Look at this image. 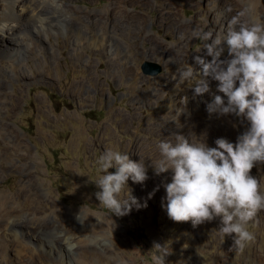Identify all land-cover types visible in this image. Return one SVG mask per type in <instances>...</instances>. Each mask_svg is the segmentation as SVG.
Returning a JSON list of instances; mask_svg holds the SVG:
<instances>
[{"label":"rangeland","instance_id":"rangeland-1","mask_svg":"<svg viewBox=\"0 0 264 264\" xmlns=\"http://www.w3.org/2000/svg\"><path fill=\"white\" fill-rule=\"evenodd\" d=\"M58 1L66 25L51 20L53 27L39 31L26 25L22 55L15 60L0 50V196L16 199L12 210L23 216V228L34 222L29 211L36 204L33 191L50 205L45 214L52 223L76 239L81 264H151L155 244L168 246L166 264H264V211L249 224L255 239L243 251L230 249L231 239L222 240L217 230L218 219L193 227L168 217L163 185L172 173L156 175L152 167L160 158L159 142H175L177 133L215 147L217 138L235 143L247 130V122L234 115L207 112L213 95L223 96L218 82L212 81L210 93L201 96L193 95V83L176 84L178 70L188 63L198 67L193 58L205 55L194 32L222 33L241 12L246 13L242 20L264 17V0ZM9 41L0 42V49ZM224 47L221 59L227 57ZM145 60L161 64L162 72L145 75ZM109 150L144 161L147 169L143 184L128 180L138 203L122 217L110 216L95 197L96 161ZM252 175L264 187V163ZM92 211L98 216L89 221ZM7 226V221L0 225V232L6 234ZM100 234L109 241L100 237L92 242ZM11 239L0 246L13 244ZM7 251L9 263L4 264H59L38 253L21 263L13 249Z\"/></svg>","mask_w":264,"mask_h":264},{"label":"clouds","instance_id":"clouds-1","mask_svg":"<svg viewBox=\"0 0 264 264\" xmlns=\"http://www.w3.org/2000/svg\"><path fill=\"white\" fill-rule=\"evenodd\" d=\"M245 15L231 17L222 33L194 32L206 52L193 58L198 67L188 63L178 70L176 87L194 82L193 95L201 96L210 93L212 81L218 82L217 91L223 96L213 95L207 112L234 115L247 122V130L235 143L217 138L215 147L206 139L193 141L177 133L175 142H159L160 158L152 163L156 175L172 173L171 181L163 185L162 207L168 217L175 222L190 221L193 227L218 219L221 239L230 238V249L237 251L255 239L249 224L264 211V187L252 175V169L264 163V17L242 20ZM225 45L227 57L221 59ZM96 166L100 175L94 180L99 189L95 197L102 210L110 216L127 215L138 203L127 182L143 184L148 179L144 161L109 150L99 156ZM125 189L126 198L122 195ZM152 250L151 264H166L168 246L155 244Z\"/></svg>","mask_w":264,"mask_h":264},{"label":"bare ground","instance_id":"bare-ground-1","mask_svg":"<svg viewBox=\"0 0 264 264\" xmlns=\"http://www.w3.org/2000/svg\"><path fill=\"white\" fill-rule=\"evenodd\" d=\"M1 1H2V5L4 6L5 9L3 10L4 15L2 16V18H0V42H3L4 39H5V41L7 39H9L10 41L7 43H4L5 46H7V47H5L7 49L1 47L0 50H2V52L5 51V53H7L5 55L10 57V58L12 57L14 59V57L16 55L17 56H18V54L20 56L22 55L20 48L23 45V42H25V41L24 40L20 41L24 37L21 35V32H23V30H25L24 27L26 25L29 24L30 26L33 27V29L31 31H37V30L39 31V30H42L44 28L53 27V24L50 23L51 20L63 22L62 25L67 24V22H66L67 15L62 10L63 9V8H61L62 4H60L58 0H1ZM48 6L49 7L53 6L54 11L50 10L48 8ZM47 19H50V20H47ZM21 23H22L21 27H23V28L20 29V31H19V27H20ZM45 23H48V24L44 25ZM30 34H31V32L27 34L26 38H29ZM39 34H40V32H39ZM106 40L107 39H105V41ZM94 41H95V39H94ZM96 42L98 43V41H96ZM103 42H104V40H103ZM110 45H112V44H110ZM24 48H26V47H24ZM193 84H194V82H193ZM4 129L6 131V128H4ZM26 147H28V146H26ZM16 149H18V148L16 147ZM28 155H29V153L25 154L24 157L28 159ZM31 162H33V161L31 160ZM29 174L34 176V171L31 170L29 172ZM30 186H31V184H30ZM26 189H27V187H26ZM16 193H18V192H16ZM30 193H31V197L36 202V204L29 207V211L31 213H34L35 215L31 217V219H33V221H34L33 225H27V226L25 225L26 227H28L27 230H25L22 226V225H24V224H22L24 221L23 222L21 221L23 216L21 218H19L18 215L14 216L15 210H12V207H14L16 199L9 198L8 197L9 195L4 196V197L0 196V211H3V212H0V214L2 215V217L0 218V225H3L4 223H6V221L9 224V227L7 226L8 232L6 234L0 232V242L4 243L5 238H7L9 236H11L12 237L11 240L14 241L13 244L5 243V244H3L4 246H2V245L0 246V258H1L0 264L1 263L4 264L6 262L9 263L8 262L9 260L6 256L8 249L14 250L16 257L19 259L18 261H20L21 263L24 262L25 257L28 256L29 258L31 257L34 259V257H35L34 253H35V255L38 253L40 257H43V255H46L48 257L52 256V259L57 260L59 262V264H81L80 263L81 261H79L80 259H78V255L76 254V251H75V246L77 244L76 239L65 230V227L64 228L60 227V225H58L59 223L56 224V221H55V223H54V221L52 223V221L49 219V215L45 214L46 211L48 209H50V205L48 204V202L44 203L43 202L44 199H42V196H40L38 193L33 192V191H31ZM11 196H12V194H11ZM9 208H11V210H8ZM5 210H7V211H5ZM78 210L79 209H74L72 211L74 214H77V212H79ZM52 211H50V212H52ZM96 216H98V213L92 211V212L88 213L87 217H88L89 221H92ZM102 223L104 224L103 227H109L108 222H102ZM103 235L98 236V237H94V235H93L94 238L92 239V242L96 243V241L100 237L101 238L103 237L104 240H108V238L105 235L104 236ZM7 242H9V241H7ZM29 251L32 252L33 254L32 253L28 254ZM2 260H3V262H2ZM17 264H19V263H17ZM55 264H56V262H55Z\"/></svg>","mask_w":264,"mask_h":264},{"label":"water","instance_id":"water-1","mask_svg":"<svg viewBox=\"0 0 264 264\" xmlns=\"http://www.w3.org/2000/svg\"><path fill=\"white\" fill-rule=\"evenodd\" d=\"M141 68L145 75H150V76L158 75L159 73L162 72V69H163L161 64L151 61V60H145L142 63Z\"/></svg>","mask_w":264,"mask_h":264}]
</instances>
